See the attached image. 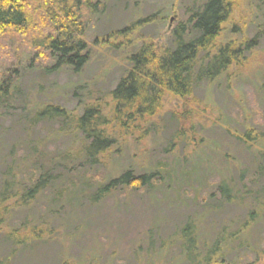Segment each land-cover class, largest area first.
Listing matches in <instances>:
<instances>
[{
  "label": "rangeland",
  "instance_id": "obj_1",
  "mask_svg": "<svg viewBox=\"0 0 264 264\" xmlns=\"http://www.w3.org/2000/svg\"><path fill=\"white\" fill-rule=\"evenodd\" d=\"M205 1L86 0L81 15L92 58L75 75L45 72L54 61L34 40L55 31L46 1L25 0L28 29L0 38V76L22 71L26 103L61 106L74 117L88 105L107 103L105 129L116 144L96 166L54 168L53 179L28 205L18 198L6 204L11 214L0 226V263L264 264V0H237L217 46L256 44L225 75L203 82L186 100L166 92L162 111L151 118L112 119L110 93L130 69L128 56L148 40L174 48V29ZM127 27L134 32L116 35ZM24 105L14 102L3 113L0 140L19 141L21 157L33 141L48 162L80 152L83 138L52 137L58 123L40 125L29 137L12 130L29 112ZM33 169L20 175V193L38 179ZM127 172L152 178L90 202L99 187ZM193 238L197 250L190 259L185 245Z\"/></svg>",
  "mask_w": 264,
  "mask_h": 264
},
{
  "label": "trees",
  "instance_id": "obj_2",
  "mask_svg": "<svg viewBox=\"0 0 264 264\" xmlns=\"http://www.w3.org/2000/svg\"><path fill=\"white\" fill-rule=\"evenodd\" d=\"M45 1L55 34L34 40V44L47 52L54 61L51 67L45 68V72L51 74L67 69L72 74L80 75L92 58L90 44L85 38L88 25L81 15V9L88 1L85 0V3L83 0ZM97 6L92 7L94 13L98 12ZM236 6L237 0H206L192 13L186 24H179L174 29V48L158 46L149 40L143 41L140 47L128 56L130 69L110 93L114 105L112 119H125L124 122L129 123L136 119L151 118L162 111V101L166 92L183 100L189 99L200 84L214 83L244 58L245 52L253 48L256 41L241 42L237 45L231 41L217 46L224 25L229 21ZM151 19L141 23L151 22ZM27 29L25 0H0V38L12 33L24 35ZM133 29L134 27H127L116 35L126 37ZM142 36L144 35H140V38L143 40ZM21 80L22 71L19 70H14L10 75L0 76V121L3 119V113L6 114L14 102L21 100L24 105L27 100H31L22 93ZM27 104L34 107L27 109ZM24 106L23 109L29 112L21 116L18 125L11 127L12 130L19 128L23 135L29 137L40 125L58 123L60 128L52 137H81L83 144L80 152H68L53 157L48 162L44 160L43 153L33 141L25 145L27 156L21 157L19 141L8 145L0 140V167L4 168L0 178V226L11 214L6 204L18 198L28 205L53 179L51 171L54 168L64 167L70 171L78 162L91 167L96 166L100 162V157L116 144L115 139L105 129L111 122L106 113L107 103L102 105L100 101L88 105L84 107L81 115L75 117L57 105H38L36 101H29ZM47 166L48 169L44 170ZM32 167L33 170L39 171L38 179L29 191L20 193L18 188L21 182L20 175ZM262 172L264 159L260 167V173ZM151 178L152 175L134 177L131 172H127L118 179L109 181L103 188L99 187L96 191L98 194L94 200L90 197V202L98 204L112 189L130 186L133 181L135 187L148 185ZM221 189L227 200L231 198L229 190ZM188 242L185 250L191 259L190 254L193 255L197 250V242L194 238ZM17 245L23 246L24 243L19 241Z\"/></svg>",
  "mask_w": 264,
  "mask_h": 264
}]
</instances>
